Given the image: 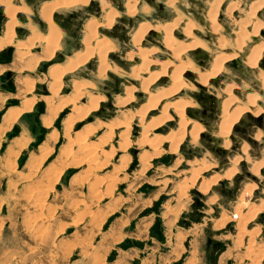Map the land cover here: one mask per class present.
Returning a JSON list of instances; mask_svg holds the SVG:
<instances>
[{"label":"rangeland","instance_id":"374dc122","mask_svg":"<svg viewBox=\"0 0 264 264\" xmlns=\"http://www.w3.org/2000/svg\"><path fill=\"white\" fill-rule=\"evenodd\" d=\"M11 1L7 4L6 14L12 20H9L5 30L15 22L13 44L15 30L20 36L17 33L20 28L15 29V26L21 25L16 22L15 14L16 11H25V8H12ZM23 1L27 4V0ZM40 1L30 0V4L33 7ZM167 1L139 0L137 14L129 18L123 14L126 0H95L102 7L109 3V12L116 13L115 18L119 16L116 20L114 18L113 27L105 29L97 25L95 32L98 38H106L113 46L106 55L109 70L100 71L95 56L63 79L65 73H60L61 68L52 71L54 85L50 102L59 100L58 109H64L57 117L58 111L49 113L46 125H50L55 117L49 129L43 128L39 120L46 113L42 102L36 103L31 113L18 117L16 111L2 122V128L12 127L5 134L0 130V264H264V209L261 212L255 210L264 203V120L258 123L260 116L240 117L227 139L230 146L226 153L216 154L211 147L217 144L211 145L213 143L202 135L212 137L216 134L214 129L220 121L219 100L212 96L211 92L213 95L216 93L211 88L207 92L195 86L194 89L183 90L167 102L186 99L194 104L185 109L189 125L185 128V137L178 151L171 154L168 144L163 142L156 157L148 147H137L136 140L140 139L146 124L159 114V111L147 114L143 125L136 116L148 97L147 93L139 90L140 82L136 85L131 76L130 70L140 64L137 50L155 49L156 53L150 58L158 63L172 58L162 47V34L158 39L148 33L140 48L133 47L130 40L141 23L163 24L175 18L172 9L166 8ZM176 1L175 9L184 18L183 24L188 19L197 22L199 31L195 32L196 37L208 43L206 50L187 52L183 58L190 53L196 66L206 69L214 55L236 52L229 46L221 51L217 41L221 37L232 42L233 33L238 29L237 23L253 0H225L219 10L221 17H218L222 28L216 36L208 29L205 19L212 0ZM234 3L238 4L237 9L231 16H226L225 7ZM98 7L91 4L68 11L53 10L51 21L55 12L53 19L57 26L53 23L49 40L58 43L64 31L63 48L59 54L68 56L83 48L71 56L76 58L86 52L84 43L88 31L84 22L91 17L100 20L97 18ZM0 16H3L0 19L1 36L5 23L1 8ZM41 17L46 21L43 15ZM222 17H226L225 20ZM256 17L264 21V8ZM33 19L35 23L38 21L35 16ZM40 27L44 29V26ZM175 33L180 35V28ZM174 36L184 40L183 36ZM257 38L264 40L260 34ZM32 40L30 38L31 45ZM2 41L3 38L0 39ZM250 43H253L252 39ZM4 45L6 43L0 48ZM90 46L93 47L94 43ZM243 53H239L238 59L242 60ZM131 54L137 59L130 61ZM59 57L63 59L57 56L52 63L61 62ZM7 58L8 53L0 56L2 61ZM43 65L39 71H45ZM225 66L219 79H216L218 84L233 83L238 86L245 81L249 89H256L251 74L241 73L230 64ZM158 70L151 68V71ZM148 75L142 74V78ZM184 78L190 85L195 79L192 76ZM84 80L92 84L85 82L78 85L75 82ZM167 83L168 80L156 83L151 90L165 87ZM130 86L137 89L135 100L120 106L117 102L125 97ZM19 92L32 95H28L27 90ZM0 93L16 94L11 73L0 76ZM38 93L48 94L44 86ZM211 98L218 101H211ZM97 101L95 110L92 107ZM69 103L81 107V111L73 114L72 107H66ZM18 104L19 100L14 98L7 100L3 107ZM209 104H213L215 112L211 113ZM3 113L4 109H0V123ZM170 115L174 120L149 131L148 139L177 132V118L172 113ZM190 120L202 126L196 142H192L188 135L194 124ZM120 122H128L130 127L123 128ZM126 128L129 131L124 132ZM20 133L26 135L19 139ZM125 133L128 137H122ZM259 133L262 138L258 139ZM124 139L129 143H124ZM219 140V147L222 148L224 140ZM244 145L248 146L246 155L250 158L249 162L245 161ZM79 146L83 149L79 150ZM86 152H90L91 156ZM238 156L243 159L235 166L237 171L230 180L222 178L212 184L206 193L199 191L198 183L222 175L230 166L233 167L232 159ZM202 162L214 167L203 172L195 185L186 190L193 171L199 169ZM254 162H263L257 176L250 171V163ZM252 182L257 184V188L248 198L250 207L239 212L236 206L240 194Z\"/></svg>","mask_w":264,"mask_h":264},{"label":"bare ground","instance_id":"6f19581e","mask_svg":"<svg viewBox=\"0 0 264 264\" xmlns=\"http://www.w3.org/2000/svg\"><path fill=\"white\" fill-rule=\"evenodd\" d=\"M52 1H53L52 3L45 5L44 11H42V15L45 18L48 25L51 27V30H53L54 28L51 22V13L53 12V10L59 7L69 8L72 6H76L77 4H80V3L86 6L91 0H78V1L77 0H71V1L52 0ZM224 1L225 0H212L206 12V16H205L206 24L210 32L214 34L215 36L219 34L222 28L218 17H221L219 10L222 4L224 3ZM138 2L139 0H126V2L124 3V9H125L127 16L134 17L137 14ZM184 2H186V0ZM235 3H237V1ZM235 3L228 4V6L225 7L224 14L226 16H231L232 13L237 9L238 4H235ZM165 4L167 6L166 8L172 9V12L174 13L175 18L171 22H166L163 24L158 23L155 25H149L148 22L141 23L138 26V28L135 30V32L132 34L131 40H130L133 47L140 48V45L143 42L144 38L151 31L157 34H162V41H161L162 47L171 54V58L172 60H174L173 62L172 60L168 59L165 62L158 63L156 60L153 61L150 58L151 55L156 51L155 49L153 50L138 49L137 50L139 51L138 59L140 60V64L135 67L132 66L133 68L130 70L132 72L131 76L133 77V81L136 85L138 82H140L139 90L142 93L148 94L145 105L141 107V109L137 112V115H136L139 117L138 121L140 125L144 124L147 114H150L151 112L154 113V112L159 111L158 116L152 117L150 122L146 124L143 134L141 135L139 140L137 139L138 143L136 140L137 147H144V146L148 147V149L152 151V155L156 157L160 154L159 145L162 144L163 142L168 144L169 152L171 154H174L178 151L179 145L182 143L185 137V133H186L185 128L187 125H189V121L185 119V109L188 106H192V105L194 106V104H192L191 100L188 101L186 99H180L174 103H167V102L171 100L174 96L176 95L178 96V94L182 92L183 90L188 89V88L194 89L196 86V87H199L200 89L203 88V91H207V92H209L208 88H211L212 91L216 93L213 95V93L211 92L212 96H214L219 101L216 100L215 98H211V101L213 100V101L219 102L218 104H219V112H220L219 114L220 121L217 126L218 129L215 132L216 134L213 136L221 140L222 139L224 140L222 142V149H224V151L225 150L227 151V149L230 146V142L227 139H229L228 137L230 136L232 127L236 124V122L239 121L240 117L249 115L248 117L252 116L254 118H257L258 116H260L259 119L264 120V106L262 107L259 105L260 102L263 103L264 105V71L258 68L260 61L264 59V40L258 39V41L250 43L251 39L259 37V34L261 33V31H264V21L256 17L257 13L260 12L264 8V0L251 1L248 7V11L244 14V17L242 19L240 18V20L237 23L238 29L237 31L235 30L236 31L235 33H233L234 39L232 40L231 43L224 40L220 36H219L220 39L217 38L218 39L217 45L219 46L221 51L222 49H226L229 46L231 48L233 47L236 50V52L232 51V54H229V55L225 53L214 55V57L212 58L210 64L206 67V69L198 68V66H196V64L194 63L192 54L190 53L189 55L185 56V58H183L184 54L187 52H193V51L199 52V50H206L208 48L207 47L208 43L196 37L197 33L195 34V32L199 29L198 28L199 24L190 19H188V21L183 24L184 18L175 9V4H177L176 0H168ZM115 16H116V13L111 11V12L104 13L99 18L100 20L91 18L85 23V28L88 31V35L84 43L86 52L83 55H77L76 58H72V57L68 58L65 65L60 67L61 68L60 73H66V72L73 71L77 67H80L81 64L85 62L87 59L91 57L94 58L95 56L98 58L99 70L100 71L109 70V63H107L106 61V55L108 52L111 51L113 46L106 38L104 37L98 38L95 32H96L97 25L100 26V24L101 26L110 29L113 26ZM223 18L224 17H222V19ZM9 20L11 21L12 18L9 17ZM14 24L15 22L14 23L12 22L6 28L5 37L3 38L2 43L0 42V46H2V44H5V43L7 44L11 43L13 35H14L13 34ZM181 24H183L182 27H180ZM178 28H180L181 30L180 35L175 33V30H177ZM222 33L225 34V32H222ZM174 34L178 36L179 38L183 36L184 40L177 39L174 36ZM205 38H208V37H205ZM35 39L38 41L44 40L45 42H47L48 45H51V47L57 46L56 41L49 40L51 39V36L47 38V37H43L39 35ZM29 40L30 39H27V41ZM27 41L18 40L16 42V45L18 47L24 46ZM92 43H94L93 47L90 46ZM243 51L244 53L242 55L241 63L244 66V69L248 70V73L251 74L250 76H252L253 78L252 79L253 84L256 85V89H253V88L249 89L248 84H246L245 81H241L239 83L241 85H238V86L233 83L218 84L217 83L218 80L216 79L225 70V67H226L225 65L230 64L232 61L238 59L239 53ZM129 59L130 61H132L133 59H137V57L134 54H131L129 55ZM152 67L158 68L159 70L151 71ZM145 73H149V75L145 78H142V74H145ZM56 76L58 77V75ZM190 76L195 77L194 82L191 85L188 84L184 78V77L188 78ZM167 80H168V83L165 87H161L154 91L151 90L152 86L155 85L156 83L167 82ZM210 85H212V87ZM217 88L219 89L218 92H217ZM31 93H32V89L30 88L27 90V94L30 95ZM135 93H137L136 87L130 86L126 90L125 97L122 100H118L117 103L120 106H125L126 104L134 101ZM78 99L79 97H77L76 100ZM99 101H102V100L100 99ZM99 101L95 103L96 105L92 107L93 109L97 110L96 108H97ZM68 106L72 107L73 114L79 113L81 111L80 110L81 107L74 105V103H69L66 107ZM15 112H16L15 109H8L6 111V113L10 115L14 114ZM171 113L174 114V116H176L177 118V125H178L177 132H170L169 134L165 136H161V137L156 135L153 139H148L147 134H149L148 133L149 131L153 129H157L159 126L164 125V123L174 120L173 116L170 115ZM259 119H257L258 123L260 122L258 121ZM119 125L123 128L130 127L128 122H120ZM201 127L202 126L198 123L192 124L190 130L188 131V135L190 136L192 142H196L198 134L202 130ZM127 131L129 130L126 128L124 132H127ZM126 134L127 133H125L124 135L122 134V137H125L128 135ZM261 136H262L261 133H259L257 135V138L259 139ZM127 139H124L123 142L129 143ZM255 140L256 139L254 138V141ZM81 146H79L80 147L79 150L83 149L81 148ZM88 149L89 151H91L90 148H87V150ZM247 149H248V146L244 145L243 146L244 155L247 154ZM71 152L72 151H69L68 153H71ZM86 154L87 155L89 154V157L91 156L90 152H86ZM242 159L243 157H239V156L232 159L233 167L230 166V168H228L222 175L218 174V175L212 176L208 180H202L201 183H198L199 191L201 193H206L210 189V186L212 184H215L222 178L225 179L226 181L230 180L237 171L235 166L239 164L242 161ZM249 160L250 158L246 155L245 161L249 162ZM263 162L262 163L254 162L255 164L253 163L252 165L250 163V166H251L250 171L253 173V175L255 176L259 175V171L261 167L263 166ZM212 167L214 166L211 164L202 162L200 168L193 171L192 177L190 179V184H189L190 186H187L186 190H188V187H193L195 183L197 182V180L200 178V175ZM73 180H76V179H73ZM256 188H257V184L253 182L243 188L240 194L239 203L236 206L237 211L240 212L241 209L250 207L248 203V198L252 195L253 191ZM262 209H264L263 202L255 210L261 212Z\"/></svg>","mask_w":264,"mask_h":264},{"label":"crops","instance_id":"0c3cea01","mask_svg":"<svg viewBox=\"0 0 264 264\" xmlns=\"http://www.w3.org/2000/svg\"><path fill=\"white\" fill-rule=\"evenodd\" d=\"M0 1L2 2V4L0 2V8L2 9L3 15L5 17L3 33L0 36V39H2L5 37L4 36L5 27L9 22V17L6 14V11L8 12L7 4L9 2V0H0ZM64 1H71V0H64ZM52 2H53L52 0H46V1L42 0L36 6L32 7L30 4L31 3L30 0H27L28 5L23 0H12L11 1L10 5L12 8L13 7H15V8L21 7L20 9L23 10L25 8V11H19V12L16 11V14H15L16 22L18 23V25L21 24L20 26H17V25L15 26V29H16V27L20 28V30H17V33H20V36H18L16 34V30H15L14 43L13 44H11V43L7 44L6 43V45H4L3 47L0 48V56H2L4 53H6L7 50H9V49L12 50L11 60L9 62L6 60H4V61L0 60V76L2 74H5V73H11L12 78L14 79L15 87H16V94L15 95H13L11 93H5V94L0 93V109H4L2 121L0 123V130L2 131V134H5V132L7 130L9 131L12 127L11 125L8 129H7V127L6 128L1 127V125L3 124L2 122L9 119L10 114L6 113V111L8 109H15L17 111V114L19 113L18 114V117H19L21 115H27V114L31 113L33 111L36 103H38V102L44 103L45 104L44 108H45L46 113L42 114L40 116L39 120L41 121L42 127L46 128V129H49L51 127V123H53L54 118L57 117L59 112H61L64 109V108L58 109V104L60 103L59 100H53L52 102H50V98H52V94H53L52 93V87L54 85L53 78L51 77L50 73L54 70H59L60 67L66 63L68 58H71V56H74V54H76L78 51H82L83 48L81 50L75 51L74 53H71L68 56H64V55L59 54V51H61L63 48L62 46H63V33H64V31L61 28H60V30H62L63 33H62L60 40L57 43L58 47H49L47 45V42H45L44 40L38 41L35 39L39 35H41L43 37H47V38L50 37L51 27L48 25V23L46 21L43 20V18L41 16H42V11H43L44 5L52 3ZM15 3H17L18 5H15ZM78 3H80V2H78ZM91 4L95 5V6H99L97 18H100L103 15V13H105V12L106 13L109 12V9H110L109 3L105 7H102L101 4L99 5L98 3L95 2V0H93V1L89 2L86 6L91 5ZM78 6L84 7L85 5L80 3V4H77L76 6H72L69 8L59 7L56 9H60V10H56L55 12H57V11H59V12L68 11V10L74 9L73 7L77 8ZM54 13L52 15V21L51 22H52V24L54 23L56 25V23L54 22V19H53ZM119 14H120V12H119ZM123 14L127 16L125 9H124V5H123ZM34 16L38 19V21L36 23L34 22V19H33ZM127 17L131 18V16H127ZM17 18H18L20 23L17 21ZM91 18H93V17H91ZM91 18H89V19H91ZM117 18H115V20ZM89 19H87L84 22V24ZM115 20H114V22H115ZM84 24H83V29H84ZM40 26H44V29L42 30ZM99 28H105V27L102 26ZM105 29H108V28H105ZM25 30H26L25 34H21ZM152 32L153 31H151L150 34ZM13 37H14V35H13ZM83 37H84V30H83V36L81 39L82 46H83ZM30 38H33V40H32L33 44L32 45L29 43L30 40L27 41V39H30ZM155 38H157V37H155ZM160 38H161V36H160ZM160 38H158V39H160ZM12 40H13V38H12ZM18 40L27 41L26 44L24 45L25 47H23V48L18 47L16 45V42ZM57 56H62L63 57L62 61L52 63V61ZM45 63L48 64L45 71H39V68L41 67V65H43ZM71 73H73V72H71ZM71 73L66 72L65 74H63L62 79ZM75 82L78 85H80V84L83 85V83H85V82L92 84L88 80H84V82L83 81H75ZM42 86L45 87V89L48 93L47 95H41L40 93H38L39 89L41 90ZM84 86L87 87V89L89 88L87 85H84ZM30 88L32 89V95L31 96H27L25 93L19 92V91H26ZM201 89L203 90V88H201ZM14 98L19 100V104L17 106L3 107L4 103L7 100L14 99ZM27 105H29V106H27ZM54 110L58 111V112L56 113L55 117L50 121V125H46L47 124L46 121L48 120L49 115H50L49 113L53 112ZM217 129H218V127H216L215 130L217 131ZM25 135L26 134H24V133H20L18 138L21 139ZM212 137H214V136H212ZM217 139H219V138H217ZM222 150H224V149H222Z\"/></svg>","mask_w":264,"mask_h":264},{"label":"water","instance_id":"95a60500","mask_svg":"<svg viewBox=\"0 0 264 264\" xmlns=\"http://www.w3.org/2000/svg\"><path fill=\"white\" fill-rule=\"evenodd\" d=\"M151 34H152L153 36L157 37V38H160V35L157 34V33H155V32H152ZM260 35L264 37V31H261ZM252 40H253V42H256V41H258V38H253ZM230 66H231L233 69H236V70H238V71L241 72V73H244V74H247V73H248V70L244 69V66H243L242 63H241V59H236V60L232 61V62L230 63ZM259 67L264 69V59H262V60L260 61V63H259ZM245 71H247V72H245ZM259 105L262 106V107L264 106L263 103H261V102L259 103ZM215 129H216V128H215ZM215 129H214V130H215ZM202 136L204 137V135H202ZM206 139H207L208 142H210V143H214V144H219V143H220V140L217 139V138H215V137H206ZM232 139H233V137H232ZM211 150H213L216 154H219V155H220V154H225V153H226V152H225L224 150H222L219 146H218V147L213 146V147H211Z\"/></svg>","mask_w":264,"mask_h":264},{"label":"trees","instance_id":"16d2710c","mask_svg":"<svg viewBox=\"0 0 264 264\" xmlns=\"http://www.w3.org/2000/svg\"><path fill=\"white\" fill-rule=\"evenodd\" d=\"M91 9V8H90ZM97 13H98V11H97ZM1 18H3V16H0V19ZM2 20V19H1ZM11 52H12V50L11 49H9V50H7L6 51V53H8V58L6 59V61H10L11 60ZM60 58V60H62V58L61 57H59ZM48 65H43V69H45L46 67H47ZM9 74H7L6 76H8ZM98 114V113H97Z\"/></svg>","mask_w":264,"mask_h":264},{"label":"flooded vegetation","instance_id":"af4514ba","mask_svg":"<svg viewBox=\"0 0 264 264\" xmlns=\"http://www.w3.org/2000/svg\"><path fill=\"white\" fill-rule=\"evenodd\" d=\"M209 105H210V111H211V113L215 112L214 111L213 104H209ZM204 113H206V111H204ZM258 121H261V120L259 119ZM205 125H206V127H208V124L207 123ZM206 137H208V136L205 135L204 138H206ZM211 145H215V144L213 143ZM218 146H219V144H217L215 147H218Z\"/></svg>","mask_w":264,"mask_h":264}]
</instances>
